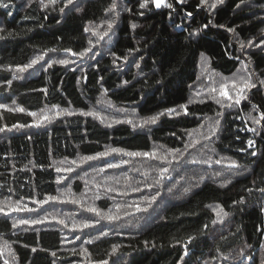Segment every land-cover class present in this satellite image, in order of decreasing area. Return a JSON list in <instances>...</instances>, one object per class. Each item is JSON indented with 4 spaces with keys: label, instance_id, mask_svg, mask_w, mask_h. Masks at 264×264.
I'll use <instances>...</instances> for the list:
<instances>
[{
    "label": "trees",
    "instance_id": "1",
    "mask_svg": "<svg viewBox=\"0 0 264 264\" xmlns=\"http://www.w3.org/2000/svg\"><path fill=\"white\" fill-rule=\"evenodd\" d=\"M141 2L0 0V264H264V0Z\"/></svg>",
    "mask_w": 264,
    "mask_h": 264
},
{
    "label": "rangeland",
    "instance_id": "2",
    "mask_svg": "<svg viewBox=\"0 0 264 264\" xmlns=\"http://www.w3.org/2000/svg\"><path fill=\"white\" fill-rule=\"evenodd\" d=\"M210 69L211 68L209 66L208 61H206V59L204 58L202 60V62H201V67H200V74H201L202 83L207 88H211V87L217 86V87H219V89H224L226 87L225 84L227 82H229V81L224 79V78H222V77H220L218 74L213 73ZM195 95H198V94L195 93ZM34 205H46V210H48V208L53 207V206L49 205L48 199H46L44 201H38V204H34ZM81 207H83V208H85L87 210L90 209V208H95L96 209L94 204H92L91 202L90 203H85ZM29 208L31 210H33L35 213H37V214H42V210H35V209H33L34 207L30 206V205H29ZM70 208H71V206H70ZM81 215L85 216L86 214H81ZM104 215H105V219H108V217H112V219L118 218V215L116 213H114V214H104ZM91 218H93V217H91ZM61 220L63 221V223H65V221H66L64 219H61ZM68 220L71 221L72 219L69 218ZM96 221L97 220L88 219V222H84L83 224H78V223L71 224L72 225L71 226V228H72L71 231H77L78 230V231L83 232L84 230L89 229L93 225H95ZM85 223L88 224V227H84Z\"/></svg>",
    "mask_w": 264,
    "mask_h": 264
},
{
    "label": "snow or ice",
    "instance_id": "3",
    "mask_svg": "<svg viewBox=\"0 0 264 264\" xmlns=\"http://www.w3.org/2000/svg\"><path fill=\"white\" fill-rule=\"evenodd\" d=\"M51 2L52 3H54L55 2V0H51ZM151 2L152 3H154V5H155V7L156 8H160V7H171V5L170 4H168L167 2H166V0H151ZM207 2V0H201V3L202 4H204V3H206ZM69 3H71V0H69ZM148 3H149V0H142V2L140 3V8H146L147 7V5H148ZM217 3H223V0H215V3H213L212 5H211V7H215L216 6V4ZM4 6H6V5H4V4H2V3H0V7H4ZM190 15V14H189ZM109 27H111V23H109ZM133 27H135V25H133ZM241 47H244V45L242 44L241 45ZM82 55V54H81ZM33 64L34 63H36V61L34 60L33 62H32ZM60 63H64V64H66L67 63V61H60ZM28 67H31V65H28ZM20 71H23V69H20ZM255 85H252L251 83H249V84H246L245 85V87H254ZM225 96H227L228 94H227V92H224L223 93ZM236 103H239L240 101H239V99H237L236 101H235ZM0 107H3V105H0ZM19 111H23V109H18ZM170 111H174V110H170ZM31 115H35V114H31ZM158 119V117H152L151 118V120L150 121H146V123H148V122H151V123H155L156 122V120ZM249 143V145H251L252 143H253V141H249L248 142ZM112 151L113 152H119L120 151V149H112ZM126 155H130V156H135V155H144V156H149V155H153L154 156V154H149V153H142V154H140V153H125ZM253 155H255V153H252ZM101 155H103V154H101ZM94 157H85V159H93ZM232 166H235V163L233 162V165ZM69 171H71V169H69ZM165 171H167V169H165ZM261 191H264V189H262ZM15 210H19V209H15ZM89 211H92V212H97V210L95 209V208H90V209H88ZM0 211H3L2 209H0ZM97 215H99V213L97 212ZM109 219H112V217H108ZM40 221H32L31 223H39ZM19 223H30L29 221H24V220H22V221H19ZM84 227H88V224L87 223H85L84 224ZM33 251H35V249H33ZM54 255V254H53ZM103 264H107V262L105 261V262H103Z\"/></svg>",
    "mask_w": 264,
    "mask_h": 264
},
{
    "label": "bare ground",
    "instance_id": "4",
    "mask_svg": "<svg viewBox=\"0 0 264 264\" xmlns=\"http://www.w3.org/2000/svg\"><path fill=\"white\" fill-rule=\"evenodd\" d=\"M100 192V191H99Z\"/></svg>",
    "mask_w": 264,
    "mask_h": 264
}]
</instances>
